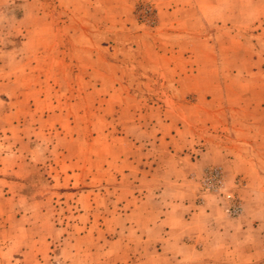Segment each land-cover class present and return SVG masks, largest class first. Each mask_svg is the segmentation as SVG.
Here are the masks:
<instances>
[{"label": "rangeland", "instance_id": "374dc122", "mask_svg": "<svg viewBox=\"0 0 264 264\" xmlns=\"http://www.w3.org/2000/svg\"><path fill=\"white\" fill-rule=\"evenodd\" d=\"M158 27L151 0H0V264H150L161 251L130 247L127 235L126 179L114 169L129 152L126 97L142 96L167 115L171 98L210 96L181 85L187 65L214 80L221 96L264 107V0H223V23L208 29V46L174 41L170 62L179 67L168 76L143 61L164 53L154 42ZM112 64L134 68L132 87L105 83L96 70ZM213 167L222 192L203 185ZM198 183L227 215L241 213L243 178L227 185L222 168L209 165ZM225 192L239 199L237 215Z\"/></svg>", "mask_w": 264, "mask_h": 264}, {"label": "crops", "instance_id": "0c3cea01", "mask_svg": "<svg viewBox=\"0 0 264 264\" xmlns=\"http://www.w3.org/2000/svg\"><path fill=\"white\" fill-rule=\"evenodd\" d=\"M151 1L159 14L154 42L165 48L162 54L149 52L143 61L153 65L149 68L161 67L167 76L176 74L179 66L170 62L179 50L174 41L207 45L208 29L223 23V0ZM133 69L129 73L112 64L95 70L107 77L110 87L127 89L135 82ZM190 69L181 67V85L209 89L210 96H193L192 101L182 97V102L171 98L175 108L167 115L157 106H144L142 96H124L121 107L130 114L123 139L129 152L114 169L122 167L126 179L130 247L161 249L148 257L150 264H264V114H258L264 107L256 98L247 103L241 96H221L214 80ZM121 71L124 78L118 76ZM125 101L135 104L128 107ZM209 165L222 168L227 185L237 176L244 179L237 217L227 215L215 196L199 192L198 179Z\"/></svg>", "mask_w": 264, "mask_h": 264}, {"label": "built area", "instance_id": "2783aa9c", "mask_svg": "<svg viewBox=\"0 0 264 264\" xmlns=\"http://www.w3.org/2000/svg\"><path fill=\"white\" fill-rule=\"evenodd\" d=\"M203 185L207 190L222 192L223 183L220 170L216 167L209 169L203 179ZM224 194L225 198L230 203L228 208L229 212L233 215H237L240 212L239 199L231 192H225Z\"/></svg>", "mask_w": 264, "mask_h": 264}]
</instances>
